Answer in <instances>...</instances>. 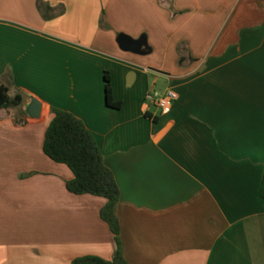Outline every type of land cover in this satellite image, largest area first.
Masks as SVG:
<instances>
[{"label": "crops", "instance_id": "1", "mask_svg": "<svg viewBox=\"0 0 264 264\" xmlns=\"http://www.w3.org/2000/svg\"><path fill=\"white\" fill-rule=\"evenodd\" d=\"M0 78L23 98L0 111V264L115 257L107 200L44 152L55 111L115 175L128 264H264V0H0Z\"/></svg>", "mask_w": 264, "mask_h": 264}, {"label": "trees", "instance_id": "2", "mask_svg": "<svg viewBox=\"0 0 264 264\" xmlns=\"http://www.w3.org/2000/svg\"><path fill=\"white\" fill-rule=\"evenodd\" d=\"M106 101L108 106L120 108L121 103L113 99L112 79L109 73L105 75ZM23 98L10 96L9 88L0 78V111L20 107ZM45 154L54 162L64 164L74 174V179L68 182L69 192L74 195H92L107 200L101 217L115 235L117 251L112 261L98 257L79 258L73 264H128L120 239L121 226L116 215L117 204L121 200V190L114 173L107 167L99 144L95 136L89 131L85 123L75 115L67 112H54V119L46 133L44 143ZM264 200V180L261 189Z\"/></svg>", "mask_w": 264, "mask_h": 264}, {"label": "built area", "instance_id": "3", "mask_svg": "<svg viewBox=\"0 0 264 264\" xmlns=\"http://www.w3.org/2000/svg\"><path fill=\"white\" fill-rule=\"evenodd\" d=\"M177 100L178 94L172 88L163 93L151 91L142 106V113L153 119L158 116L170 115Z\"/></svg>", "mask_w": 264, "mask_h": 264}, {"label": "water", "instance_id": "4", "mask_svg": "<svg viewBox=\"0 0 264 264\" xmlns=\"http://www.w3.org/2000/svg\"><path fill=\"white\" fill-rule=\"evenodd\" d=\"M119 44L121 49H123L124 51H130V52H139L140 51V43L134 41L131 37L121 34L119 36ZM36 105H38V102H35ZM39 107V105H38Z\"/></svg>", "mask_w": 264, "mask_h": 264}]
</instances>
